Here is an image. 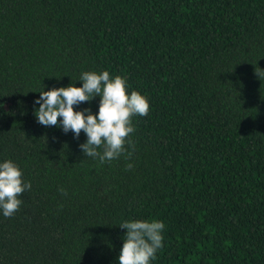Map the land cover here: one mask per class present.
<instances>
[{"label":"trees","instance_id":"obj_1","mask_svg":"<svg viewBox=\"0 0 264 264\" xmlns=\"http://www.w3.org/2000/svg\"><path fill=\"white\" fill-rule=\"evenodd\" d=\"M260 69L264 0H0V163L32 185L0 210V264H119L120 225L153 220L150 264H264ZM103 71L150 111L131 159L101 164L83 131L39 124L35 101Z\"/></svg>","mask_w":264,"mask_h":264},{"label":"clouds","instance_id":"obj_2","mask_svg":"<svg viewBox=\"0 0 264 264\" xmlns=\"http://www.w3.org/2000/svg\"><path fill=\"white\" fill-rule=\"evenodd\" d=\"M80 81L83 86L79 88L70 85L41 92L40 99L35 101L40 105L35 112L38 123L60 127L65 133L73 132L77 139L83 131L87 142L80 145L81 150L86 157L98 158L101 164L122 155L131 159L132 153L125 145L134 148L129 139L135 131L133 117L149 114L147 98L136 91L129 95L127 81L121 76L111 78L108 71L83 72ZM97 96L101 97L98 115L92 114L90 109L74 110L75 105L90 102ZM133 167L129 163L126 170ZM22 176L13 161L0 163V210L4 217H12L19 210L22 201L18 197L32 187L30 182L24 183ZM61 192L66 194L63 189ZM120 228L127 232L118 257L119 264H150L163 247L165 225L161 221L124 222Z\"/></svg>","mask_w":264,"mask_h":264}]
</instances>
